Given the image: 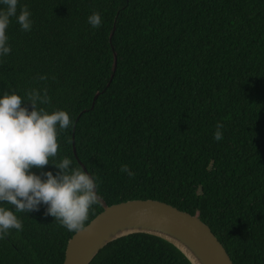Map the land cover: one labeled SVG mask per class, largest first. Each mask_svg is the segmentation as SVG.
Listing matches in <instances>:
<instances>
[{"label": "trees", "instance_id": "trees-1", "mask_svg": "<svg viewBox=\"0 0 264 264\" xmlns=\"http://www.w3.org/2000/svg\"><path fill=\"white\" fill-rule=\"evenodd\" d=\"M21 7L32 27L11 19L0 93L45 90L41 107L69 113L56 159L95 173L108 205L167 202L208 224L234 264H264V0H19ZM93 12L97 28L87 22ZM22 106L31 110L27 100ZM46 207L17 213L23 228L0 239V264H63L75 232ZM102 210L93 205L84 226ZM90 264L192 263L166 239L134 233Z\"/></svg>", "mask_w": 264, "mask_h": 264}, {"label": "clouds", "instance_id": "clouds-1", "mask_svg": "<svg viewBox=\"0 0 264 264\" xmlns=\"http://www.w3.org/2000/svg\"><path fill=\"white\" fill-rule=\"evenodd\" d=\"M18 2L0 0V57L11 51L7 29L13 17L23 31H30L32 27L30 11L21 7L18 12ZM87 22L92 28L99 27L100 14L91 13ZM25 97L17 92L0 93V239L12 229L22 230L17 213L39 210L41 204L47 205L45 214L66 230L79 232L90 208L99 202L97 177L69 157L56 159L59 133L73 125L69 113L41 107L49 103L45 90L33 88ZM23 100L30 102L31 110L22 106ZM221 128L218 122L213 134L216 141L223 138ZM49 163L57 169L55 174L31 171ZM121 171L134 175L126 165Z\"/></svg>", "mask_w": 264, "mask_h": 264}, {"label": "water", "instance_id": "water-1", "mask_svg": "<svg viewBox=\"0 0 264 264\" xmlns=\"http://www.w3.org/2000/svg\"><path fill=\"white\" fill-rule=\"evenodd\" d=\"M79 163L88 171L80 160ZM98 197L103 210L69 238L63 264H90L108 243L134 233L166 239L192 264H234L210 226L197 215L155 199H131L108 205Z\"/></svg>", "mask_w": 264, "mask_h": 264}]
</instances>
